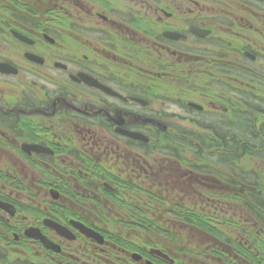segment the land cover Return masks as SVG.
<instances>
[{"label":"flooded vegetation","instance_id":"flooded-vegetation-1","mask_svg":"<svg viewBox=\"0 0 264 264\" xmlns=\"http://www.w3.org/2000/svg\"><path fill=\"white\" fill-rule=\"evenodd\" d=\"M176 5L0 0V264H264V12Z\"/></svg>","mask_w":264,"mask_h":264},{"label":"rangeland","instance_id":"rangeland-1","mask_svg":"<svg viewBox=\"0 0 264 264\" xmlns=\"http://www.w3.org/2000/svg\"><path fill=\"white\" fill-rule=\"evenodd\" d=\"M191 1H193L194 4H192ZM257 2L258 1L256 0H176L177 5L174 9L177 10L178 14H183L184 12H187L189 7H191L193 10H195V12H197V16L200 15V12L207 13V16L205 17L209 18V24L213 23L212 16L215 15L216 17L219 16L221 18L220 21L223 24L224 28H234V14L244 12L243 10L246 11L248 7L255 12H264V4L262 5ZM257 101V105L264 107V101ZM207 136L211 138L212 134H207ZM203 151H206L208 153V157H219L218 151L213 148H205L203 149ZM200 200L201 198H198L195 201L199 202ZM162 206L167 207V204L162 203ZM199 207H201L200 203ZM196 216H198V218L193 220V218ZM175 220H179V218L176 217ZM192 220L196 224L192 228L183 229L180 227V225H178V223H176L177 225H173L172 223L170 226L165 227L166 229L161 228L160 231H158L157 229H150V231L147 229H139L137 231H139L144 236L143 240H155L157 238H159V240H171L172 236H174L173 234H176L178 236V240H213L203 235L204 231L211 235V230H214L211 229L214 227H201L205 226L204 224L206 223V216L204 213L193 211ZM167 233L171 235V238H168L166 236ZM129 234L132 235L131 232H129ZM257 240H264V238H258Z\"/></svg>","mask_w":264,"mask_h":264},{"label":"water","instance_id":"water-1","mask_svg":"<svg viewBox=\"0 0 264 264\" xmlns=\"http://www.w3.org/2000/svg\"><path fill=\"white\" fill-rule=\"evenodd\" d=\"M194 31L197 33V35L201 36V37H204L206 35H208L210 32H203V31H198V30H195ZM6 65H0V70L1 71H4L6 69Z\"/></svg>","mask_w":264,"mask_h":264},{"label":"trees","instance_id":"trees-1","mask_svg":"<svg viewBox=\"0 0 264 264\" xmlns=\"http://www.w3.org/2000/svg\"><path fill=\"white\" fill-rule=\"evenodd\" d=\"M198 218V216H196V217H194L193 218V220H195V219H197ZM211 229H214V230H211V235H213L214 237H219V233H218V231H217V229H215V228H211ZM261 229H258V232L260 231ZM202 231V230H201ZM262 232H263V230H261ZM205 232V231H204Z\"/></svg>","mask_w":264,"mask_h":264},{"label":"bare ground","instance_id":"bare-ground-1","mask_svg":"<svg viewBox=\"0 0 264 264\" xmlns=\"http://www.w3.org/2000/svg\"><path fill=\"white\" fill-rule=\"evenodd\" d=\"M248 127H251V123L249 122V124H248ZM128 135L130 136V137H135L136 136V134H132V133H128ZM258 149L257 148H253V149H251L250 150V153H257L256 151H257Z\"/></svg>","mask_w":264,"mask_h":264}]
</instances>
